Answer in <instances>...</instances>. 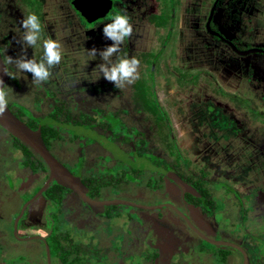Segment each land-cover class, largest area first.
I'll list each match as a JSON object with an SVG mask.
<instances>
[{
    "label": "flooded vegetation",
    "instance_id": "obj_1",
    "mask_svg": "<svg viewBox=\"0 0 264 264\" xmlns=\"http://www.w3.org/2000/svg\"><path fill=\"white\" fill-rule=\"evenodd\" d=\"M30 13L35 47L20 42ZM118 13L133 34L117 55L140 61L122 88L96 69ZM190 30L197 43L183 40ZM48 38L62 59L35 85L7 57L39 61ZM0 79L15 120L0 114V150L12 148L11 166L0 154L6 264H185L196 250L264 264V230L250 228L264 194V140L250 132L264 121V0H0ZM192 130L209 136L187 142Z\"/></svg>",
    "mask_w": 264,
    "mask_h": 264
},
{
    "label": "clouds",
    "instance_id": "obj_2",
    "mask_svg": "<svg viewBox=\"0 0 264 264\" xmlns=\"http://www.w3.org/2000/svg\"><path fill=\"white\" fill-rule=\"evenodd\" d=\"M23 28L21 43L29 47H35L40 40L42 31L41 22L35 13H30L20 21ZM104 36L112 41V44L105 49L99 51V56L102 63L98 64L99 75L97 80L103 75V78L115 85L116 88H122L126 84H132L138 79L140 61L135 56L120 57L117 54L120 52V46L127 38L133 34V25L130 22V17L127 13H118L111 17L110 22L104 24ZM88 55L93 58L97 56V49L92 48L87 50ZM116 57L114 60L113 57ZM62 45L59 41L48 38L43 41V56L37 61L34 58L29 59L27 55H21L18 58L11 56L7 57V63L13 64L18 73H31L32 83L40 85L42 82L49 80L52 75L51 69L61 62ZM7 75L6 70H4ZM11 78H15L14 76ZM9 89L3 79H0V114L6 110L8 105Z\"/></svg>",
    "mask_w": 264,
    "mask_h": 264
},
{
    "label": "rangeland",
    "instance_id": "obj_3",
    "mask_svg": "<svg viewBox=\"0 0 264 264\" xmlns=\"http://www.w3.org/2000/svg\"><path fill=\"white\" fill-rule=\"evenodd\" d=\"M186 32H187L186 33V36H185V38L183 40L192 41V39H193L195 41V43L198 42V36H197L198 35L197 34L198 31L190 30V31H186ZM181 54L182 53L179 52L180 57L182 56ZM250 128H251V131L250 132L255 137L254 139L256 141L263 142V140H264V121L263 122L260 121L257 124L254 123V124L250 125ZM182 132H184V131L183 130H177V129L174 130V133H176V135H179ZM191 133H193V136H191L190 134H188V137H190V140H188L187 142L190 141V143L191 142H195L197 144L199 143L200 139H202V137L207 136L209 134L208 131H203L201 133V135L198 132L195 133V131H193ZM185 144H186V142H183L182 141V143H181L180 146H184ZM2 147H4L2 149V151L0 150V154L3 155V161H4L2 163V165H3L4 168H6V166H11L12 165V158L11 157H8V154H7L9 152L11 153V149L12 148L9 145H7V144L4 145V146H2ZM186 147L189 148V145L186 146ZM220 160H222V159L220 158ZM220 162H222V161H220ZM232 167H233V169H235V165L232 166ZM226 168H229V167L227 166ZM228 170L230 171V169H228ZM228 170L226 169V172H228ZM220 173H222V171H220ZM40 181H41V177H38V176L29 177V179L26 180V181L23 180L20 183V190H21V192L22 193H29V192H31L33 190V188L40 183ZM148 200L149 201L150 200H153V198H149ZM258 201H259L260 204H258L259 206H258L257 209L254 208V212H252V219H251L252 220V223L250 224V228H253L252 230H254V232H256V233L263 232L262 230H264V225H262L260 228L257 225V222L259 221L258 219H260V222H264V209H262V208H264V194H260V196L258 198ZM30 231H32V230H30V229H24V230H22L21 229L20 233L21 234H25V233L30 232ZM254 232H253V234H254ZM7 234H11V228H10V226L6 222H3L2 219L0 218V235H4V238H1L0 239V243H3V245H4V249L6 250V256L7 255L9 256V254H7V250L9 251V249L7 248V245L11 249L14 246L13 245L14 240H12V239H6V236L5 235H7ZM12 251H13V249H12ZM4 255H5V253H4ZM237 256H238V260H239V254H237ZM4 260L0 259V264H6ZM184 261H185V264H214V262H215L214 257H211L210 258V255L209 254H206L203 251L201 252V251H197V250H196V252L193 255L191 254L189 256V258H186ZM233 261H234V259L233 258L232 259L230 258L229 262L230 263H233Z\"/></svg>",
    "mask_w": 264,
    "mask_h": 264
},
{
    "label": "water",
    "instance_id": "obj_4",
    "mask_svg": "<svg viewBox=\"0 0 264 264\" xmlns=\"http://www.w3.org/2000/svg\"><path fill=\"white\" fill-rule=\"evenodd\" d=\"M5 113V112H4ZM7 117H10L8 114H7V112L5 113V118H7ZM9 121H12L11 123H15V120H12L11 118H7ZM21 126V125H20ZM21 133H23V136L24 135H26V136H29V133L27 132L28 131V129H26V128H24V127H22L21 126Z\"/></svg>",
    "mask_w": 264,
    "mask_h": 264
}]
</instances>
